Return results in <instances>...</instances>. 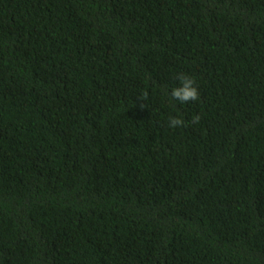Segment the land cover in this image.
Returning <instances> with one entry per match:
<instances>
[{"label":"trees","instance_id":"1","mask_svg":"<svg viewBox=\"0 0 264 264\" xmlns=\"http://www.w3.org/2000/svg\"><path fill=\"white\" fill-rule=\"evenodd\" d=\"M0 264H264V0H0Z\"/></svg>","mask_w":264,"mask_h":264},{"label":"clouds","instance_id":"2","mask_svg":"<svg viewBox=\"0 0 264 264\" xmlns=\"http://www.w3.org/2000/svg\"><path fill=\"white\" fill-rule=\"evenodd\" d=\"M176 85L170 89L171 98L181 104L189 101H197L199 99V89L195 80L188 74L180 73L176 76ZM199 117H193V120H198ZM184 121L180 116H170L168 118V126L175 128L183 125Z\"/></svg>","mask_w":264,"mask_h":264}]
</instances>
